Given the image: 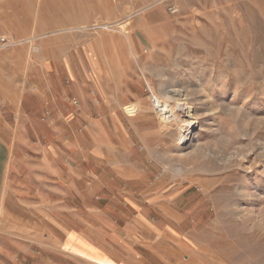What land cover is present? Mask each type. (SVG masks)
Returning a JSON list of instances; mask_svg holds the SVG:
<instances>
[{"label":"rangeland","instance_id":"rangeland-1","mask_svg":"<svg viewBox=\"0 0 264 264\" xmlns=\"http://www.w3.org/2000/svg\"><path fill=\"white\" fill-rule=\"evenodd\" d=\"M9 1L0 0V45L9 35L46 34L0 47V137L12 149L18 143L21 167L12 177L26 183V219L38 223L20 229L0 218V264H91L66 251V233L105 244L120 229L138 232L133 217L141 210L149 244L158 238L162 247L156 254L123 243L119 259L128 264H264V197L244 191L263 181L264 0ZM127 13L130 34L148 49L137 59L125 43L102 47L92 30L78 28ZM159 71L175 84L199 75L218 99L206 104L196 89V101L217 114L201 153L160 160L153 150H168L172 139L159 135L156 119L123 114L131 100L148 103L146 81L156 84ZM59 113L74 116L72 127L60 129L59 153L43 154ZM28 117L35 133L22 138ZM70 148L73 160L65 162Z\"/></svg>","mask_w":264,"mask_h":264},{"label":"bare ground","instance_id":"bare-ground-1","mask_svg":"<svg viewBox=\"0 0 264 264\" xmlns=\"http://www.w3.org/2000/svg\"><path fill=\"white\" fill-rule=\"evenodd\" d=\"M129 13H127V15L125 16V19L121 17V18L114 20V21L110 20V21H105V22L98 20V22H96L92 25L81 26L78 28H82V29L87 28V29L92 30L93 31L92 33H95V36L93 35L94 39H95V40H93L94 43H96L98 41L100 43V45H102V47L105 45V43H107V41H110L111 39H114L117 43H119L121 45L123 44V46L125 43L127 45V47L129 48L131 54L133 55V58L137 59L140 51L143 50V51L147 52L148 49L143 48L142 44H140V42L138 40H136L133 35L130 34V31L128 28V25L130 24V21L128 19V17L130 16ZM62 16H64V14ZM65 16L68 17V15H65ZM37 17H40V15L38 14ZM79 24H81V22ZM111 33H113V34H111ZM44 34H46V33H44ZM44 34H39V35L32 34L27 38H23V39H19V40L13 39V37H11L9 35L8 42L6 39L3 38L2 40L6 41V42L3 43L2 45H0V47L6 46L8 44L12 45V44L21 42L23 40L31 41L35 37H38V36H41ZM149 39H150V41H152V38L150 36H149ZM124 48H125V46H124ZM142 70H143V68H142ZM164 70H166V69H164ZM203 71H206V70H203ZM167 74H168V72H167ZM218 74L219 73H217V75ZM225 74L228 75V73H226V72L224 73V75ZM192 75L193 74L186 73L185 78L187 80L184 81V79H183L184 77L182 76V79H183V80L181 79L182 82L181 81L178 82V80H177L178 83L175 84L173 81L174 75H172V76L171 75H169V76L165 75L166 77H164L163 73L161 71H159V73H157L158 81H156L157 82L156 84L149 82V81H146V87H147L148 93H149L146 97L148 100L147 104H144L139 99H135V100H131L130 102H128L125 105H122V107H121L123 114L127 118L131 119V118L136 117V116H146V117H152V118L156 119V121L158 123L157 132L159 133V135L162 137H167V138L169 137L172 139L171 147L169 146L168 150H167V148H166V150H161L160 152L158 151V148L153 150V152L156 153L157 157L160 160H166L167 158H169V156L171 154H174V153H177L178 155H180V157L183 155L186 156V155H192L194 153H196V154L201 153L203 151L202 149L204 148V146L206 144L204 142V137L208 136L211 131L214 132V130H215V129H213V126L215 123V122H213L214 121L213 119H215V118H213V116H215L217 114L214 115L213 113H215V112L212 113V108L206 107V106H204L205 104L203 105L202 103L197 102L196 101L197 99L194 95H195V93L198 92L196 89H199V87H202L200 89L201 90L203 89L202 93L204 91L202 97H203V101H205L206 104H208V103L212 104V102H214V101L217 102L218 99L212 95L213 93H210L211 92V91H209L210 89L208 90L206 88L204 83L201 81V78H199L200 77L199 75H196V77H194ZM221 76L219 74V76H217V78H216V81L218 80L219 82L221 81V83H222L223 80H221V79H223L224 76L222 78H221ZM228 77H229V75H228ZM225 78H227V76H225ZM193 79H194V81H193ZM224 80L226 81V79H224ZM224 82L222 83L223 85H224ZM225 83H227V82H225ZM207 84H209V82ZM220 84H219V86H221ZM228 85H230V84H228ZM227 87H229V86H227ZM219 88H221V87H219ZM257 90H259V89L257 88ZM233 92H235V90ZM221 93L222 92L220 91L219 94H221ZM225 93H226V91H225ZM224 102H225V100H224ZM230 104H231V106L233 105L232 102ZM230 104H228V105L230 106ZM228 105H227V107H228ZM233 106H235V105H233ZM237 106H236V108H237ZM215 107H217V106H215ZM216 130H215V132H216ZM217 133L219 135V132H217ZM222 135H223V133H222ZM222 135L220 134L219 136L221 137ZM225 138H227V136L224 133V135L219 140L225 139ZM228 138L230 139V137H228ZM216 141H218V140H216ZM168 145H170V144H168ZM238 146H239V144H238ZM170 148H173V149H170ZM166 167H167V165H166ZM260 176H262L263 181L262 182L259 181L258 184H255L254 186H252V191H250L251 187H249V185H247V186L245 185L246 186V188L244 190L245 195H247L249 197H258V198L264 197V168H263V171H262ZM246 183H249V182H246ZM242 191H243V189H242ZM256 202H257V200H256ZM258 202H259V200H258ZM256 205H258V204H256ZM260 205H261V203H260ZM2 210H3L2 200H0V212ZM245 213L246 212L244 211V214Z\"/></svg>","mask_w":264,"mask_h":264},{"label":"crops","instance_id":"crops-1","mask_svg":"<svg viewBox=\"0 0 264 264\" xmlns=\"http://www.w3.org/2000/svg\"><path fill=\"white\" fill-rule=\"evenodd\" d=\"M71 90L75 91V89L73 88ZM60 115L61 114L59 113L54 118V121H57V123L59 124L58 126L56 125V127L50 131L49 133L50 136L46 140L45 144H43L42 146L43 154H46V151L51 149L59 153V150L54 144V142H57L59 140L58 139V135H60L59 131L60 129L61 130L65 129L66 131L68 129H71L72 127L71 122L74 121V116L71 115L65 117L64 115L61 116ZM32 116L33 113L31 114V117ZM28 119L29 121L27 119L25 121V124L29 122L28 127H24L23 130L19 131V133H21L22 138L24 135L30 137L31 134L35 133L33 124L31 122L32 120L30 121V117H28ZM63 119L65 120L66 125L65 123L61 122V120ZM51 121H53V119H51ZM14 137L17 138L18 136H14ZM14 144H13V149H14L13 150L11 147L12 143L10 141L9 142L7 141L6 143L0 137V200H2V208H3V210L0 212V218L4 217L5 219H8L9 221H11V223H13V225L20 226L18 228L21 229V228H25L28 225L34 226L35 224L38 223L36 221H30L29 219H26V215H27L26 210H28V208H26L27 198L24 197V193L26 191V183H21V180L18 177L15 176L12 177V174L14 175L19 174V169L21 167V163H18L17 161L20 159L17 156V150L19 149L18 143L14 142ZM72 149L73 148L67 149L64 155H62L63 158L65 159V162L67 159H69V161L73 160L72 153L74 152V150L70 151ZM41 166H45V164H41ZM51 186L54 187L53 185ZM86 190L90 192L87 188ZM29 200L30 199H28V201ZM33 202H35L33 203V206L35 208H37L38 210L42 209L40 205L41 201L38 200ZM57 205L58 204L51 203L49 208L56 209L58 208ZM30 208L29 210H31ZM82 208L78 209L75 203H73L71 207V209L74 210L79 217L84 216L85 212L83 213L84 210ZM177 216H179L178 213ZM173 218H176V215L175 216L173 215ZM173 218L171 219L169 218L170 219L168 222L169 225H167V227H169L171 230H173V228L176 227L175 220ZM133 219L137 223L138 232L136 230L131 234V231H129V229L127 230L125 229L124 232L121 231L120 229L119 231H117L118 234L113 235L114 240H112L111 237H109L107 238V240H105V244L103 242L101 244H95L93 243V240L90 237L84 234H80L78 231L75 230L73 232L70 231L66 233V244H65L66 251L72 256L80 257L82 260H85L86 262H89L91 264H106V262H111L112 264H128L125 261L119 259V255L121 251H119L118 248L122 247L124 249H127L124 247V245H122L123 243H127L130 249H133L132 244H136L137 246L139 245L142 248H147V249L149 248L150 250L155 251L156 254H157L156 250H159L160 252V248L162 246L161 245L158 246V244L160 243V241L162 242L161 239L156 238L154 239L155 240L154 244L152 245L149 244L148 233L151 235V231L149 230L150 232L148 231L147 233L148 225L146 221L145 210L138 211L137 214L133 217ZM88 225L89 223L87 222L86 226ZM136 233L139 234V236H134ZM171 234L172 233H170V235ZM143 235L145 236V238L143 237ZM111 240L112 243H110ZM128 240L131 245L128 243ZM145 245L148 247H146ZM156 254L153 255L158 258L159 256ZM128 256H131V252H129ZM138 258H142V257L138 256Z\"/></svg>","mask_w":264,"mask_h":264},{"label":"built area","instance_id":"built-area-1","mask_svg":"<svg viewBox=\"0 0 264 264\" xmlns=\"http://www.w3.org/2000/svg\"><path fill=\"white\" fill-rule=\"evenodd\" d=\"M64 99H65L66 102L72 104L73 106H75V105L78 104V100H77L76 97H71V96H69V95L66 94L65 97H64ZM46 112H47V111H46ZM45 115H48V112L45 113ZM48 117H49V116H48Z\"/></svg>","mask_w":264,"mask_h":264}]
</instances>
